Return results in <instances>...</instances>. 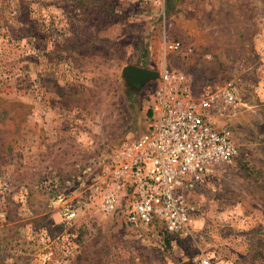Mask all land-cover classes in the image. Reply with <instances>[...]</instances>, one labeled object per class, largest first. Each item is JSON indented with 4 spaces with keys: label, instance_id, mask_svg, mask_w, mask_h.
Instances as JSON below:
<instances>
[{
    "label": "rangeland",
    "instance_id": "374dc122",
    "mask_svg": "<svg viewBox=\"0 0 264 264\" xmlns=\"http://www.w3.org/2000/svg\"><path fill=\"white\" fill-rule=\"evenodd\" d=\"M128 66L183 73L238 148L196 190L191 237L131 224L128 190L102 211L95 178L146 131L158 84L131 82ZM9 145L0 264H264V0H0V147Z\"/></svg>",
    "mask_w": 264,
    "mask_h": 264
},
{
    "label": "built area",
    "instance_id": "2783aa9c",
    "mask_svg": "<svg viewBox=\"0 0 264 264\" xmlns=\"http://www.w3.org/2000/svg\"><path fill=\"white\" fill-rule=\"evenodd\" d=\"M179 49V42H165ZM235 88L224 92L226 102L235 101ZM212 98L194 99L186 76L164 68L158 77L149 124L144 133L125 142L111 157L96 183L101 185V208L114 213L125 190L126 218L135 226L160 222L168 234L193 235L197 214L194 194L214 168L230 165L238 148L229 134L216 128L205 116ZM84 173L93 174L92 166ZM66 210V219L74 216ZM202 264H209L208 260Z\"/></svg>",
    "mask_w": 264,
    "mask_h": 264
},
{
    "label": "water",
    "instance_id": "95a60500",
    "mask_svg": "<svg viewBox=\"0 0 264 264\" xmlns=\"http://www.w3.org/2000/svg\"><path fill=\"white\" fill-rule=\"evenodd\" d=\"M123 71L124 75L128 76L129 80L135 83L144 82L147 80H155L158 77L156 72L135 66H128Z\"/></svg>",
    "mask_w": 264,
    "mask_h": 264
},
{
    "label": "trees",
    "instance_id": "16d2710c",
    "mask_svg": "<svg viewBox=\"0 0 264 264\" xmlns=\"http://www.w3.org/2000/svg\"><path fill=\"white\" fill-rule=\"evenodd\" d=\"M9 152V151H11V145H9L7 148H4V149H2V147H0V153L1 152ZM166 233V232H165Z\"/></svg>",
    "mask_w": 264,
    "mask_h": 264
}]
</instances>
